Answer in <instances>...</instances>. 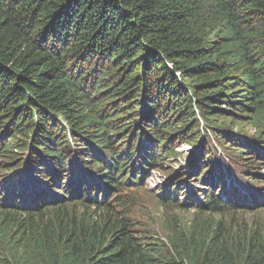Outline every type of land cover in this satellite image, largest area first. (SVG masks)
I'll return each instance as SVG.
<instances>
[{"label":"trees","instance_id":"1","mask_svg":"<svg viewBox=\"0 0 264 264\" xmlns=\"http://www.w3.org/2000/svg\"><path fill=\"white\" fill-rule=\"evenodd\" d=\"M263 62L264 0H0V264H264V247L207 232L159 245L116 219L100 229L61 225L53 235L42 215L77 204L110 211L107 200L131 176L175 157L178 135L199 132L201 113L239 119L221 105L252 94ZM116 100L138 114L126 125L113 117L124 105L102 112ZM45 129L60 136L43 139ZM237 134L218 144L264 159V133L249 141ZM206 152L190 172L213 188L221 182L211 175L226 169ZM219 193L177 207L204 213L238 204L234 193Z\"/></svg>","mask_w":264,"mask_h":264},{"label":"rangeland","instance_id":"2","mask_svg":"<svg viewBox=\"0 0 264 264\" xmlns=\"http://www.w3.org/2000/svg\"><path fill=\"white\" fill-rule=\"evenodd\" d=\"M264 65V62H263ZM100 64L97 66L99 68ZM88 69V67L86 66ZM88 75L90 80H97L96 71L92 73L91 69H88ZM253 91L250 96H247L248 90L239 91L236 95L237 106L221 105L223 109H227L231 112L242 114L239 119L234 122H229V118H208L201 113L199 118V132L192 136L185 137L178 135L176 138L178 141H174L175 157H168V159L161 160L155 163V166L150 170V175L141 179V185L131 187L128 190L123 191L122 196L115 200L109 201V210L106 209H94L85 207L81 204L74 206H68L58 209H50L45 211L42 215L43 218L48 221V227L52 229L51 233L56 235V229H59L61 225L69 228H81L84 225H96L100 229L103 225H107L110 222V226H114L115 220H121L124 228L136 237H152L154 243L159 245H172L176 239L191 240L192 237H199L202 233L207 232L209 234H216L218 237L224 238L229 245L243 242L247 244L251 242L255 245L264 247V208H256L252 211L243 210L242 207H254L259 201L264 203V188L253 184V181H261L264 184V159L257 157L254 153H246L243 147L239 144L231 143V145L223 144L225 151L220 153L223 155L228 169L226 173L213 175L212 181L220 180L224 182V187H215L213 189L207 187L208 190L217 192H231L236 193L242 191L240 195L245 193L249 197L243 195L245 198L243 204H238L234 209L222 208L215 212L199 213L196 211L177 208L174 203H186L185 199L190 196H197L201 202L207 201V196L204 191V187L199 184L197 178H194V174L189 173V168L194 167V163L199 155L208 153L206 151H213L217 148L218 141L225 140L224 134L233 132V135L239 134L246 136L247 141L253 136L261 137L264 133L262 124L264 123V80H258L255 87L249 89ZM257 91L256 93H254ZM236 93V92H235ZM118 105L110 104L108 107L102 109L103 113H108L124 105L120 100H116ZM246 108V110H245ZM129 105L122 106V109L117 110L113 117L121 116V124H128L132 117L137 116V112ZM242 111V112H241ZM245 111V112H244ZM169 113V120H171L172 136L177 134L178 130L174 127V114ZM13 124V123H12ZM198 125V123H197ZM19 128V127H18ZM13 130V127H12ZM29 130V127L21 132H16L13 136L14 143L11 149L16 146H20L24 139L23 134ZM216 133L218 141L212 138V134ZM47 129L42 130L40 135L43 139H47L54 135L60 136V133L50 131V135L46 134ZM86 132V131H85ZM175 140V139H174ZM5 142H9L6 139ZM198 142V144H194ZM203 143L202 152L199 153L198 149ZM209 144L211 146H209ZM195 148L191 149V146ZM221 147V148H222ZM238 151L243 152L239 154ZM221 165L225 166L226 163L218 161ZM247 165L252 168L260 176H252L245 173L239 164ZM202 170V174L206 170L207 166ZM201 168V169H202ZM251 177L254 180H249ZM240 180L245 186L238 187L234 182L238 183ZM180 181L183 184L179 185L180 190L173 193V190ZM230 181L232 183H230ZM249 181V182H247ZM137 183V182H136ZM251 184V185H250ZM247 186V187H246ZM246 188V190H244ZM166 192H170L168 200H162L161 196ZM174 194V195H173ZM239 194H235L233 198H237ZM175 201V202H174ZM200 202V201H199ZM241 202V201H239ZM59 211V214L57 213ZM215 235L213 236V238ZM13 238V236H12ZM149 240L148 238H145ZM150 241V240H149ZM199 240H194L192 243H197Z\"/></svg>","mask_w":264,"mask_h":264},{"label":"bare ground","instance_id":"3","mask_svg":"<svg viewBox=\"0 0 264 264\" xmlns=\"http://www.w3.org/2000/svg\"><path fill=\"white\" fill-rule=\"evenodd\" d=\"M233 197V196H232Z\"/></svg>","mask_w":264,"mask_h":264}]
</instances>
